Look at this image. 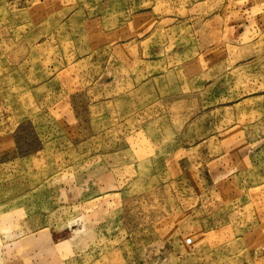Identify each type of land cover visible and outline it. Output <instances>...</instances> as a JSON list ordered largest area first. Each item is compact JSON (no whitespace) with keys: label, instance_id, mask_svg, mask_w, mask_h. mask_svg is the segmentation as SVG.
Returning a JSON list of instances; mask_svg holds the SVG:
<instances>
[{"label":"rangeland","instance_id":"1","mask_svg":"<svg viewBox=\"0 0 264 264\" xmlns=\"http://www.w3.org/2000/svg\"><path fill=\"white\" fill-rule=\"evenodd\" d=\"M221 1L0 0V264H264V39L209 86L172 70Z\"/></svg>","mask_w":264,"mask_h":264},{"label":"crops","instance_id":"2","mask_svg":"<svg viewBox=\"0 0 264 264\" xmlns=\"http://www.w3.org/2000/svg\"><path fill=\"white\" fill-rule=\"evenodd\" d=\"M225 5V0H222L220 4L210 11L207 15H193L185 18V22L191 27L190 32H186V41L185 45L182 48V45H176L173 42L175 36L172 35V48L173 55L177 52H184L187 54L183 60H180L179 64L172 63V70L177 69L186 79L185 81L190 80L192 83L202 84V86H209L214 80L220 79L227 71H229L237 61H232L231 57L233 53L231 48L235 52H238L240 48L243 47H253L257 43L258 39L263 37L260 35L250 36L248 39H243L249 36L246 26L249 24L250 19L248 13L255 12L256 6H261L256 4V0H236L234 4V9L238 10V15L231 22L226 25V18L223 12ZM242 14V11H245ZM248 12V13H247ZM195 23H198L197 27H194ZM227 26V27H226ZM250 31V30H249ZM142 54L145 55L142 49ZM148 55V54H147ZM255 53H250L249 57L254 58ZM242 127V125H241ZM246 129V128H245ZM244 128H240V131H236L232 136L225 138L221 143L219 151L225 153L226 151L234 152V157H236V162L241 164L245 158V154H241L246 150L247 152L251 150V142L245 140ZM210 138V137H209ZM220 138V137H218ZM207 138L202 139L200 142H197L195 145H186L175 150L177 152H188L192 147H196L202 141H205ZM3 141V140H2ZM5 142L0 143V152H2L7 146ZM230 144V146H228ZM208 150V149H207ZM2 154H0L1 156ZM190 157V156H189ZM179 158V157H178ZM4 159V158H3ZM189 160V158H187ZM186 156L180 157L175 166L181 169L190 168V161L187 163ZM240 166V165H239ZM241 167V166H240ZM256 226V225H255ZM254 226V227H255ZM250 227L249 230L245 231L243 237L248 240L249 251L257 252V250H264V241L260 240V243H254L257 238L258 232L256 233V227ZM10 232V235L14 234L16 230L14 228L7 229ZM254 264H263L261 259L252 258Z\"/></svg>","mask_w":264,"mask_h":264}]
</instances>
